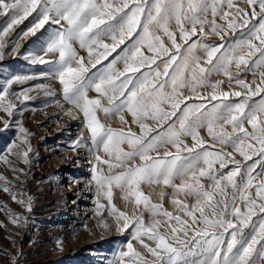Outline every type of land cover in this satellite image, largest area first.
Masks as SVG:
<instances>
[{
  "label": "snow or ice",
  "instance_id": "obj_1",
  "mask_svg": "<svg viewBox=\"0 0 264 264\" xmlns=\"http://www.w3.org/2000/svg\"><path fill=\"white\" fill-rule=\"evenodd\" d=\"M245 2L251 6L256 5L257 0ZM258 6L260 12L264 13V0H259ZM227 7H232L231 0H228ZM33 12H36V16L30 22V26L22 31L20 37L35 35L49 21L60 26L52 30L46 51L58 55L54 71L63 86L64 99L83 112L91 132L92 143L97 150L102 147L115 161V163L111 160L103 161L108 165V170L125 169L110 176L97 175L95 179L99 189L104 191L111 203L112 189L115 186L126 193L125 199L131 197L136 205L143 204L151 214L152 222L146 224L142 216L131 220L124 212H119L116 215L117 223L123 221L119 230L125 231L132 227L133 239L143 243L141 236L146 235L155 242L154 247L143 244L155 258L151 264H264V216L260 218L258 224L253 225L251 232L247 234L244 232V228L248 227V222L256 214L254 209L264 213V180L258 185L253 184L252 166L247 170L246 182L239 186L234 179L239 174V167L226 174H213L215 164L225 168L229 162L238 163L234 160L233 153H238L246 160L251 159L253 154L264 155V97L250 103L252 96L264 92V71L259 73V83L253 81L250 84L237 78V85L247 90V95L240 102L225 104L224 101L228 99L230 93L221 92L217 95L215 91L219 88L217 83L207 85L213 89L208 102L220 100V103L213 104L210 110L204 111L206 104L203 102L187 103L197 94L198 88L206 86L205 73L210 72L201 66L199 58L193 54L198 45L205 49L207 63L212 65V69L227 76L229 82L233 79L230 69L233 66L236 69L242 66L247 68L248 57L255 52L261 53L260 60L255 62L256 67L264 66V15L260 16L258 25H253L249 29L248 36L251 39L242 40L238 47L226 49L217 58V53L225 47L224 44L207 45L193 41L184 49V53H181L177 33L170 30V25L174 22L179 29L180 38L187 43L197 34L198 26L199 31L204 32L205 24H208L211 33L223 40L225 29L216 24L215 20L209 22L208 13L210 12L213 17L219 14L222 19L229 21L227 28L233 31L235 24L230 21V14L223 11V4H218L216 0H151V2L119 0L118 4L109 3V0H45L42 6L40 0H0V16L7 17L5 25L0 29V41L15 25L23 23ZM243 15L247 16L248 13L245 11ZM251 15L257 16L255 8ZM107 21L115 23L109 24L107 28H101L100 26ZM243 23L246 25L247 21ZM138 28L139 34L133 41L131 53L123 57L126 66L123 72L106 66L104 70H98L92 76L86 77L89 69L85 67L84 59L78 56L73 46L74 42H78L81 48H87L91 56L93 45L109 49V45L102 43V37H108L116 44H121L125 36L131 37ZM161 32L170 39L171 45L175 48L174 53L165 46L159 34ZM253 39L258 40L261 47H257L252 42ZM3 46L0 44V48ZM16 47L18 44L14 43L13 48ZM145 47L157 57L166 56L167 59H162V70L160 65H157L156 69H150L149 72L135 77L133 82L134 78L126 76L125 73L138 72L139 66L156 64L155 59L143 57L141 49ZM111 50H115V45ZM138 57L139 66H133L137 63ZM32 62L47 61L41 57H33ZM89 63L95 66L94 62ZM27 79L30 77H13L0 91V109L6 111L8 115H12L15 109V104L11 100L4 103L5 97L9 95L8 88L14 82L23 83ZM185 88H189L192 95H184L181 90ZM90 89H94L99 98H90L88 96ZM12 95L16 96L17 93ZM19 95L28 99L26 91ZM231 95L239 97L241 93L235 91ZM198 98L201 101L205 100L203 96ZM102 101H106L111 107L105 106ZM165 105L170 110H165ZM98 110L116 115L127 110L135 118L143 134L136 135L130 129L126 131L106 128L97 118ZM120 119L124 121L123 116H120ZM146 120H155L157 127L169 120L171 123L162 132L157 131L156 135L148 138L147 134L155 129L149 127L145 123ZM245 124L250 125V129L246 128ZM227 125H231V131L226 130ZM4 126L9 127L7 121L4 122ZM200 128H206L213 141L231 147L233 152H210L207 149L196 152L194 147L185 144L182 137L189 136L196 145L204 148L205 141L200 137ZM19 131L26 130L20 127ZM125 144L129 151L122 147ZM168 145L174 147L177 154L167 150ZM256 145H259V148ZM162 148L163 156L160 154ZM29 151L30 148L23 152V156L27 157ZM181 151L195 155L182 157L179 155ZM97 160H100L99 156ZM24 162L28 163L27 159ZM204 178L212 182L211 190L201 182ZM177 179L181 181L179 184L174 182ZM222 181H226L223 187ZM143 183L171 187L177 194L183 193L185 199L192 197L194 203L189 205L174 196L171 202L178 206L181 215H173L172 212L163 209L162 204L151 202L140 190ZM229 186L232 190L230 197L227 192ZM253 187H256V195L262 201L259 204L248 195L249 189ZM217 195L219 199H216ZM241 201L246 204V214L237 206ZM112 212H117L114 205ZM228 215L234 217L242 227H237L236 223L227 219ZM158 216L175 221V224H167L166 234L158 231L162 223L157 219ZM127 249V252L120 253L121 260L129 257L132 264H135L137 258L143 260L131 243H128ZM117 264H120V261H117ZM143 264H148V261L143 260Z\"/></svg>",
  "mask_w": 264,
  "mask_h": 264
},
{
  "label": "rangeland",
  "instance_id": "obj_2",
  "mask_svg": "<svg viewBox=\"0 0 264 264\" xmlns=\"http://www.w3.org/2000/svg\"><path fill=\"white\" fill-rule=\"evenodd\" d=\"M216 2L222 3L223 11L230 14V21L235 24V30L228 29L229 21L222 19L219 14L213 17L209 12L207 20L209 22L215 20L216 24L225 29L223 40L220 36L211 33L210 27L205 24L204 32H200L198 26L197 34L184 43L180 38L179 29L173 22L170 25V30L177 33L176 38L177 43L181 46V53H184V49L193 41H200L207 45L224 44L225 47L217 53V58H219L226 49L238 47L242 40L251 39L248 36L249 29L253 25H258L260 16L264 15L260 12L259 0L256 5L251 6L245 0H231V8L227 7L228 0H216ZM44 3L45 0H40L41 6ZM109 3L118 4L119 0H109ZM253 8L257 13L256 17L251 15ZM238 9L242 11L238 12ZM245 11L248 13L247 16L243 15ZM35 16L36 12H33L23 23L15 25L0 41V44L4 45L0 48V91L13 77H30L23 83L14 82L8 88L9 95L5 97L4 103L11 100L15 104L12 115H8L6 111L0 109V264H117V261H120V264H132L129 257H124L122 260L120 257L121 252L128 251V243H131L133 248L141 254L143 260H147L148 264H151L155 258L143 247V244L154 247L155 242L148 239L146 235L141 236L143 243L133 239L134 228L130 227L125 231H120L119 227L123 221L118 224L116 220V215L119 212H124L131 220L142 216L146 224H150L152 222L150 212L144 208L143 204L136 205L131 197L125 199L126 193L115 186L112 189L113 196L110 203L104 191H101L96 183L97 175L110 176L125 169L108 170V165L103 161L111 160L113 163L115 161L103 151L102 147L97 150L92 143L91 132L87 127L83 112L64 99L63 86L54 71L58 55L46 51L52 30L60 26L49 21L35 35L20 37L22 31L30 26V22ZM6 19L7 17L0 16V29L5 25ZM245 20L247 21L246 25L243 23ZM113 23L115 21H107L100 27L107 28L109 24ZM138 34L139 28L131 37L125 36L124 42L121 44H116L108 37H102V43L109 45V49L93 45L91 56L87 48H81L78 42H74L73 46L78 56L84 59L85 67L89 69L85 74L86 77L92 76L98 70H104L106 66L123 72L126 67L123 57L131 53L133 41ZM159 34L164 40L165 46L174 53L175 48L171 45L170 39L162 32ZM252 42L257 47H261L258 40L253 39ZM14 43L18 44L15 49L13 48ZM113 45H115L114 51L111 50ZM141 53L143 57L155 59L156 64L139 66L138 57L137 63H134L133 66H139L140 70L135 73L130 71L125 73L126 76L134 78L133 82H135V77L141 76V73L149 72L150 69H156L157 65H160L162 70V59H167L166 56L157 57L146 47L141 49ZM193 54L199 58L201 66L209 69L210 72L205 73L206 86L198 88L197 94L187 103L199 104L203 102L206 104L204 111L210 110L213 104L220 103V100L208 102L213 94V89L208 87V84L218 83L219 88L215 90L216 94L230 93L224 103L234 104L242 101L247 95V90L237 85V78L250 84L253 81L259 83V73L264 71V66L256 67L255 62L260 60L261 53L255 52L248 57L247 68L242 66L240 69H236L233 66L230 69L233 79L229 82L227 76L217 73L212 69V65L207 63L204 48L198 45ZM33 57H41L47 62L33 63ZM89 61L94 62L95 66L93 67ZM179 62L178 60L177 63ZM215 63L214 59L213 64ZM152 75L154 76L155 73L153 72ZM123 78L121 77V79ZM162 81L163 78L160 79V82ZM25 91L28 99L19 95ZM181 91L184 95H192L189 88ZM235 91H239L241 96L231 95ZM13 93H17V95L13 96ZM88 96L99 98L94 89L88 90ZM198 96L205 97V100L201 101ZM261 97H264V92L252 96L250 103L259 101ZM102 103L111 107L106 104V101H102ZM164 107L165 110H170L167 105ZM96 115L106 128L126 131L130 129L136 135L143 134L135 118L127 110L122 111L120 115L105 114L98 110ZM120 116H123L124 121H121ZM173 119L175 118L173 117ZM5 121L8 122V128L4 126ZM145 123L155 129L147 134L148 138H151L156 135L157 131L162 132L171 123V120L159 127L155 120H146ZM20 127L26 131L20 132ZM245 127L250 129L248 124H245ZM226 130L231 131V125H227ZM199 134L205 141L204 148L196 145L189 136H184L182 139L189 147H194L196 152H202L205 149L210 152H233L231 147L213 141L206 128H200ZM122 147L125 151L130 150L126 144ZM256 147L259 148V145ZM29 148L31 151L28 152L27 157H24L23 152ZM167 150L177 154L176 149L171 145L167 146ZM163 153L164 149L162 148L160 149L161 156ZM179 155L183 157L195 155V153L189 154L186 151H181ZM233 155L234 160L238 163L229 162L225 168H220L218 164H215L213 165V174H226L239 167V174L234 178L239 186L246 182L247 170L252 166L253 184L258 185L264 180V155L253 154L251 159L247 160L238 153H233ZM97 156L100 157V160H97ZM25 159L28 163L24 162ZM137 163L142 162L137 161ZM174 182L179 184L181 181L177 179ZM201 182L211 190V181L204 178ZM225 183L226 181H222L221 186L223 187ZM140 190L150 198L152 203L162 204L163 209L172 212L173 215H181L178 206L171 202L174 196L189 205L194 203L192 197L185 199L183 193L177 194L173 188L163 184L143 183ZM231 191L229 186L227 189L229 197ZM256 192V187H253L249 189L248 195L259 204L262 201L259 200ZM216 199H219L218 195ZM213 202L215 203V200ZM113 205L117 209L116 213L112 212ZM237 206L241 208L242 212L247 213L244 202L241 201ZM206 211H210V209H206ZM254 211L256 214L248 222V227L244 228L246 234L251 232L253 225L258 224L260 218L264 216V213L255 209ZM226 218L236 223L237 227H242L234 217L228 215ZM157 219L162 222L158 228L161 234L167 233V224H175V221H168L163 216H158ZM230 231L231 229H229ZM143 260L137 258L135 264H143Z\"/></svg>",
  "mask_w": 264,
  "mask_h": 264
}]
</instances>
